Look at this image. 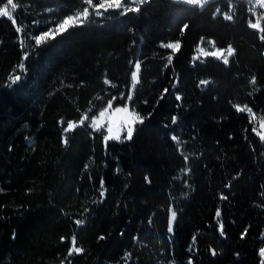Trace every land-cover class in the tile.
<instances>
[{"label":"trees","instance_id":"trees-1","mask_svg":"<svg viewBox=\"0 0 264 264\" xmlns=\"http://www.w3.org/2000/svg\"><path fill=\"white\" fill-rule=\"evenodd\" d=\"M13 3L0 17V264H262L264 140L252 115L264 116V31L249 26V0H147L39 45L85 0ZM202 40L232 46L230 63L196 58ZM131 89L143 123L105 142L91 119ZM73 236L83 252L69 256Z\"/></svg>","mask_w":264,"mask_h":264},{"label":"snow or ice","instance_id":"snow-or-ice-1","mask_svg":"<svg viewBox=\"0 0 264 264\" xmlns=\"http://www.w3.org/2000/svg\"><path fill=\"white\" fill-rule=\"evenodd\" d=\"M135 2L138 5L137 7H127L124 10L126 12H139L140 11L139 5H143L144 3L147 2V0H135ZM181 2L189 4V5H200V6H203L204 4H206L208 2V0H181ZM262 2H264V0H262ZM85 3L89 7H92L97 15L101 14L100 9H104L105 11H107L108 9H121L123 7L122 0H101V2H98L95 5H93V0H85ZM9 6H11V11L9 10ZM16 8H17V5L15 3H13V0H7V4L5 6H3V7H0V17H8V18L12 19V13L16 10ZM217 11H219V10H217ZM88 16H89L88 8H85L83 10V12L77 13L74 16H69V17L65 18L64 21L57 26L56 32L57 33L64 32V31L67 30V28L70 25H73L74 23H82L83 20L81 18L83 17V18L86 19ZM225 18L227 20H232V16L231 15H226ZM249 26L251 28H253V29H260V31H264V29L260 28V24H259L258 21L256 23H251L250 22ZM187 28H188L187 24L183 25L182 31L186 30ZM18 31H19V29H18ZM52 35H54V33L46 32L43 35L38 36L36 38L35 42H36L37 45H39L42 41L45 40V38H47L49 36H52ZM261 39L264 40V36H261ZM164 47L170 48V49H172L174 51H178L180 49L181 45L179 43H172V44H166V45H164ZM225 51L227 52V55L224 54ZM233 52H234V49H232V47L229 45V47L227 49H218L216 52H212L210 54L212 56H218V58L223 60L224 64H228V62H229L228 57L231 56L233 54ZM168 63L169 64L172 63L171 57H169ZM19 67H20L21 70H23L24 69V64L22 63ZM133 67H134V70L131 72V88L132 89H134L136 87L137 83L139 82V73L141 71L140 62H138V61L135 62ZM20 79H21V76L20 75H16L13 78L12 83L17 82ZM254 82H255V78H253V83ZM208 83H209L208 80H201L200 81L201 85H207ZM164 91L167 92L168 90L165 89ZM113 99H115V98H113ZM127 99L131 100V92L129 93ZM178 99H179V97H178ZM111 107H112V101H109L108 105H107V108H105L104 110L100 111L99 116H96V117L92 118L91 127H93L94 129L101 128L102 125H101L100 121L105 117L106 112ZM237 110L238 111H249V112H251V109L241 108L239 106H237ZM115 111L116 112H121V111H127V109L126 108H124V109L116 108ZM87 119H88V117H87V115H85L80 120L79 123L82 125V124L85 123V120H87ZM137 120L140 123H143V118H140L138 116H136V117H134V119L128 121L127 134H126V138L127 139H131L132 138V135H133L132 124L135 123ZM175 122H176V118L173 117V123H175ZM76 127H77V124L75 122H68L67 127L64 129V131L68 132V131L73 130ZM261 127H264V121L261 122ZM107 131L109 132V134H111L112 128H111L110 125L108 126ZM253 131H256V129H253ZM257 135H259L261 137V139L264 140V132H257ZM110 138H111L110 135L105 137V141H107ZM116 139H119V137H116ZM172 139L174 141L179 142L178 138L176 136H173ZM64 142L67 143V139H65ZM185 159L187 160V157H185ZM102 185H103V182H102ZM216 215L219 216L220 212L217 211ZM175 218H176V213H175V211H172L171 212V219H170V223H169V227H168V231L170 233L173 231L171 222L174 221ZM75 223L81 224L82 221L81 220H77ZM219 228H220L221 233H223V225L222 224L219 226ZM246 231L247 230H245V233L242 234V238H243V235H246ZM73 252H75L77 254L83 252L82 248L77 247V242H76L75 236H73L71 238V248L69 250L68 255L71 256L73 254ZM212 253L215 254V250H212ZM259 255L264 257V248L259 250ZM190 264H191V262H190ZM262 264H264V262H262Z\"/></svg>","mask_w":264,"mask_h":264},{"label":"rangeland","instance_id":"rangeland-1","mask_svg":"<svg viewBox=\"0 0 264 264\" xmlns=\"http://www.w3.org/2000/svg\"><path fill=\"white\" fill-rule=\"evenodd\" d=\"M175 1L181 2V0H175ZM210 1H212V0H208L207 3H209ZM99 2H101V0H99ZM249 2L251 5V13L253 16V23H256L258 21L260 24V28H262V25L264 23V2H262V0H249ZM97 3H95L93 1V5H95ZM206 4H204L203 6H200V5H195V6L204 7ZM122 5H123V7L121 8L122 10H124L127 7H137L138 6L137 3L135 2V0H122ZM87 8L89 11V15L90 14H96L92 7L88 6ZM9 10L11 11V6H9ZM81 12H83V11H81ZM81 12H78V13H81ZM100 12H101L100 15H102L105 12V10L100 9ZM76 14H73L71 16H74ZM88 17L86 19L82 17L81 18L83 20L82 23H84L88 19ZM12 18H13V14H12ZM77 24H81V23H74L73 25H77ZM73 25H70V26H73ZM56 29H57V26L54 27L53 29H51L50 31H48V32L54 33V35L45 38L44 41H47L51 38H54L57 34L62 33V32L57 33ZM43 34H41V35H43ZM36 38H35V41H36ZM44 41H42V42H44ZM204 41L205 40H202L201 43L197 47L196 58L212 56L210 53L216 52L218 49H222V48L215 46L213 41H211V40L210 41L208 40L206 42H204ZM170 44H172V43H170ZM224 49H227V48H224ZM232 49H234V48L232 47ZM234 53H235V50H234L233 54L228 57V60H229L228 63H230V58L234 55ZM224 54L227 55V52L225 51ZM213 57L223 61L222 59L218 58V56H213ZM119 98H120L119 100H123L124 96H121ZM131 99H132V89H131ZM117 100H118V98H115L112 100V107L110 109H108V111L105 114V117L100 121L102 127L99 129H94L92 127L93 130H100V129L105 130V132H106L105 137H107L109 135L111 136V138L105 142H108L109 140L127 139L126 134H127L128 121L134 119V117H136V116L143 118L136 110H134L131 107V105H130L131 100L126 99V101H124L123 103H120V102L116 103ZM105 108H107V106ZM105 108H103L102 110H104ZM116 108H121V109L126 108L127 111L116 112L115 111ZM241 108H245V107H241ZM102 110H100V111H102ZM100 111H99V113H100ZM247 112H249V111H247ZM99 113L97 115H95L94 117L99 116ZM252 117H253L255 123L257 124L258 132H264V127H261V122L264 121V116L259 117L256 115H252ZM139 123L140 122L137 120L135 123L132 124L133 134H134V131L136 129L137 124H139ZM76 124L79 125L80 123H76ZM90 125H91V122H90ZM109 125L112 128L111 134H109V132L107 131V128ZM116 137H119V139H116ZM127 140H130V139H127ZM171 223L173 226L174 221H172ZM263 237H264V231H263ZM261 258H262V262H264V257L261 256Z\"/></svg>","mask_w":264,"mask_h":264}]
</instances>
